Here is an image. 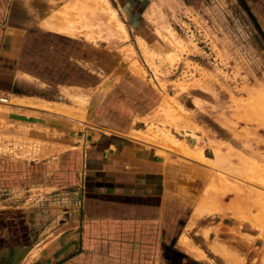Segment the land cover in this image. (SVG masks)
<instances>
[{"label": "crops", "instance_id": "1", "mask_svg": "<svg viewBox=\"0 0 264 264\" xmlns=\"http://www.w3.org/2000/svg\"><path fill=\"white\" fill-rule=\"evenodd\" d=\"M184 2L204 14L225 52L264 74V0ZM18 3L11 0L12 22L20 17ZM43 4L51 3L29 1L21 21L39 20ZM14 60L0 67V134L20 135L22 148L19 159L0 152V191L20 192L23 202L0 205V264H210L220 261L208 251L212 245L240 257L210 241L216 226H206L205 212L186 231L189 243L179 245L217 173L133 137L145 131L136 122L161 101L142 81L123 69L111 79L113 69L93 86L85 68L78 83L77 62L80 68L54 84L44 71L18 70ZM261 80L254 85L264 87ZM69 95L88 98L81 122ZM61 107L70 114L55 111Z\"/></svg>", "mask_w": 264, "mask_h": 264}, {"label": "rangeland", "instance_id": "2", "mask_svg": "<svg viewBox=\"0 0 264 264\" xmlns=\"http://www.w3.org/2000/svg\"><path fill=\"white\" fill-rule=\"evenodd\" d=\"M29 1L15 5L20 17L12 22L11 0H0V67L15 58L18 70L34 75L45 72L47 78L52 76L47 81L54 84L64 82V72L80 68L79 64L78 83L84 80L85 68L92 75L93 86L113 69L111 79L123 69L142 81L161 101L136 122L135 126L145 131L133 133V137L155 146L161 155L170 150L176 161L203 163L217 173V180L206 190L207 203L202 200L197 206L179 245L189 243L186 231L205 212L206 226H216V233L209 229L210 241L226 244L240 255L212 245L226 261L209 248L220 261L208 263L264 264V96L260 94L264 87L254 85L264 74L247 70L242 58L225 52L204 14L184 0H105L127 33L121 42L105 17L87 16L88 21L77 22L76 8L82 0H44L51 4L37 7L42 15L33 23L21 21V14L27 17ZM66 22L73 24L74 32H62L69 27ZM53 23L62 29L47 26ZM80 56L85 58L83 62ZM65 97L69 99L65 102L76 108L74 118L83 121L81 113L88 98ZM36 107L49 108L43 104ZM55 111L70 114L64 107ZM213 137L220 142H214ZM20 142V135L0 134V152L19 159ZM203 149L205 156L215 155L216 162L204 159ZM5 202L20 205L23 198L20 192L0 191V205ZM203 234L207 239V233Z\"/></svg>", "mask_w": 264, "mask_h": 264}, {"label": "bare ground", "instance_id": "3", "mask_svg": "<svg viewBox=\"0 0 264 264\" xmlns=\"http://www.w3.org/2000/svg\"><path fill=\"white\" fill-rule=\"evenodd\" d=\"M81 3V4H80ZM79 3V7L77 6L76 8V15H77V22H83V21H88V18L92 19L94 18H98L99 20H102V17H105L107 24L111 27V29H113L114 31V36H116V38L118 40H125L127 38V33L124 29V26H122V24L118 21L116 14L113 12V10L110 9L109 5L107 4V2L105 0H82ZM69 5V4H68ZM71 6V5H69ZM75 7V6H74ZM99 12V13H98ZM65 19V18H64ZM79 19V20H78ZM66 20V19H65ZM76 20V19H75ZM67 23V22H66ZM69 27H65V30H63L61 27L59 28L58 23H53L51 25H47L50 26V29L53 30H60L62 29V32L65 33H71L74 32V28H73V24H69ZM80 26V27H79ZM79 28H82L83 26L81 24L78 25ZM83 34V33H82ZM81 35V34H80ZM91 35V34H90ZM88 35V36H90ZM167 37V36H166ZM88 39V37H87ZM141 48V47H140ZM130 49V48H129ZM126 50V49H125ZM142 50V48H141ZM123 51V50H122ZM128 52V51H127ZM131 52V51H130ZM129 53V52H128ZM173 62V61H172ZM135 68V67H134ZM138 71V69L136 68V72ZM139 72V71H138ZM137 72V73H138ZM139 74V73H138ZM212 147V146H211ZM199 151V150H198ZM214 151H218L215 150ZM190 155V154H189ZM194 155V154H192ZM200 157V156H199ZM257 177V176H256ZM262 181L259 180V186L261 185ZM207 197V196H206ZM210 202V201H209ZM218 207V206H217ZM221 251V250H219ZM216 252H218L216 250ZM226 252V251H225ZM226 255V254H225ZM228 255V254H227ZM232 257V256H231ZM234 257V256H233ZM233 261V260H231ZM237 262V260H235ZM232 263V262H231ZM234 263V262H233ZM230 264V263H229Z\"/></svg>", "mask_w": 264, "mask_h": 264}]
</instances>
